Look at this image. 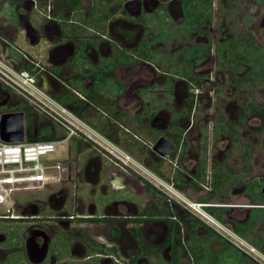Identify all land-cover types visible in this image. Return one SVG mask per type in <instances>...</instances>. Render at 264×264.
I'll return each instance as SVG.
<instances>
[{
	"label": "flooded vegetation",
	"instance_id": "obj_1",
	"mask_svg": "<svg viewBox=\"0 0 264 264\" xmlns=\"http://www.w3.org/2000/svg\"><path fill=\"white\" fill-rule=\"evenodd\" d=\"M21 1L0 45L71 131L50 192L0 214V264H231L234 247L233 264H264V0H28L25 19Z\"/></svg>",
	"mask_w": 264,
	"mask_h": 264
},
{
	"label": "built area",
	"instance_id": "obj_2",
	"mask_svg": "<svg viewBox=\"0 0 264 264\" xmlns=\"http://www.w3.org/2000/svg\"><path fill=\"white\" fill-rule=\"evenodd\" d=\"M0 85L25 100L37 112L49 117L57 127L62 125L70 128L66 110L40 90L35 76L28 70L14 69L0 59ZM57 142L25 140L23 143H6L0 139V203L23 187L29 188L46 181L50 176L48 168L56 167L55 164L48 167L42 157L53 153ZM188 205L194 213L205 217L201 205L195 202ZM207 219L212 220L209 216ZM247 250L253 252L250 246H247Z\"/></svg>",
	"mask_w": 264,
	"mask_h": 264
},
{
	"label": "trees",
	"instance_id": "obj_3",
	"mask_svg": "<svg viewBox=\"0 0 264 264\" xmlns=\"http://www.w3.org/2000/svg\"><path fill=\"white\" fill-rule=\"evenodd\" d=\"M20 0H3L0 2V16L5 17L6 20L9 21L10 24L15 25L18 23L17 19V11L16 8L19 6ZM79 45V56L80 58H83V52H82V47ZM10 56L14 59L16 63H14L15 68L18 70H28L31 73L33 71L31 70L32 67H30V63H27L25 61H22L21 58H23V54H21L19 51H15L13 49H10ZM150 58V57H148ZM22 61V62H21ZM34 74V73H33ZM0 88L7 92L10 96L17 97L13 92L9 91L6 89L4 86L0 85ZM56 99L60 101L63 104L69 105L70 107L78 108L79 104L75 96L71 93H65L64 96L58 95L56 96ZM10 111H22L25 115V134H26V141L27 142H32V141H61L63 138V132L61 129H59L53 122H51L49 119L44 117L43 115H40L35 111V109L29 105L26 101H21L15 105L14 107L7 106L5 110L2 112H10ZM40 122L41 124L44 123L43 125H37L36 123ZM48 122V123H47ZM47 123V124H46ZM40 126V127H39ZM36 127H39L37 130H35ZM215 181V185L218 184L217 180L220 178L221 174L214 172L212 174ZM205 176V168L200 165L197 168V174L196 178L197 180L203 179ZM198 182H194V185H197ZM197 187V186H196ZM193 187L196 191L197 188ZM214 214V213H213ZM215 215V214H214ZM220 218V217H219ZM192 221L194 226L200 224L199 221L196 220L194 216H192ZM195 228H193V238L191 239L190 245L193 247L191 248V251L194 253L195 249L196 251L202 250L200 246V240L198 239V236L195 233ZM208 233L205 235V237H215V238H220L218 234H216L211 228L207 227L206 228ZM251 230V227L245 228L244 230H239L236 231L240 235H244L246 232H249ZM233 246V245H232ZM225 255L227 258H230L231 264L235 263L238 258V254L240 253L237 248H227L225 249ZM229 260V259H227ZM161 264H164L163 262ZM198 264V263H196Z\"/></svg>",
	"mask_w": 264,
	"mask_h": 264
},
{
	"label": "rangeland",
	"instance_id": "obj_4",
	"mask_svg": "<svg viewBox=\"0 0 264 264\" xmlns=\"http://www.w3.org/2000/svg\"><path fill=\"white\" fill-rule=\"evenodd\" d=\"M1 1H3V0H0V2ZM83 2H84L85 5L88 6V0H83ZM21 3H23V4L25 3V5H24L25 7L20 9V13L22 14L23 19H25L26 14H28L29 8L33 9L34 5L36 3L34 4V2H33V4H32L28 0H22ZM41 5H42V0H37L36 6L39 7L42 10L43 6H41ZM34 12H36V11H34ZM232 21L233 20H231V22ZM8 22H9L8 20L6 22H3L2 31H3V33L5 35V37L7 36L11 40H14L13 36L16 34V32H14V30H13L14 26H9V24L5 25ZM234 22H236L235 19H234ZM235 25L232 22L231 25H230V29H232L231 31H234V33L237 34L238 33L237 30H239V29ZM23 33H21V31H20L19 34L16 35L17 36L16 39H18V38L19 39H24V37H23L24 34ZM22 47H24V49H27L26 50L27 52H29L28 50H30V51L32 50L31 47L26 46V43H23ZM37 51H38V49L33 46L34 54H37ZM0 59H1V57H0ZM7 60L5 59L4 61L7 62V63H11L12 62L9 59H7ZM20 100L21 101H25V100L21 99L18 96L17 97H14L12 95L10 96L7 92L3 91L0 88V114L2 113L3 110H5V108H7V106L14 107L15 105H17L20 102ZM36 124L40 125L41 123L37 122ZM43 124L44 123H42L41 125H43ZM39 127H36L35 130H37ZM55 146H56V148H55V151L53 153L42 157L43 163H47L48 167L51 164H57V163L63 162L64 160L67 159L69 143L67 141H58ZM48 171H49V175L50 176H52L54 174L55 175L59 174V170H56L55 168H48ZM41 184L40 185H34L32 187H29V188L23 187L20 190L13 192L11 194V196L9 197V199L7 198L6 202L0 203V214H4L6 208L10 207L11 205H16L18 203L20 204L22 202L25 203L27 200H31V199H27L26 200V198H29V197L34 198L37 195L35 193H41V191H44V190H46V191L48 190L47 192H50V189H52L51 187H53L55 185V184H50V185L48 184V185H43L42 186ZM198 195H199L198 193H193L192 194V198L196 199L198 197ZM225 232L228 233L227 231H225ZM217 242H218V240L216 242H211L209 244L211 252H213L212 250L216 251V250H219V249L223 248V244L222 243L220 244L219 242H218L219 243L218 244Z\"/></svg>",
	"mask_w": 264,
	"mask_h": 264
},
{
	"label": "water",
	"instance_id": "obj_5",
	"mask_svg": "<svg viewBox=\"0 0 264 264\" xmlns=\"http://www.w3.org/2000/svg\"><path fill=\"white\" fill-rule=\"evenodd\" d=\"M0 139L6 143H23L26 140L25 115L22 111H10L0 114ZM168 149L169 146L161 154L164 155L168 152ZM11 166L13 165H8V167Z\"/></svg>",
	"mask_w": 264,
	"mask_h": 264
},
{
	"label": "crops",
	"instance_id": "obj_6",
	"mask_svg": "<svg viewBox=\"0 0 264 264\" xmlns=\"http://www.w3.org/2000/svg\"><path fill=\"white\" fill-rule=\"evenodd\" d=\"M5 47H6V46H4V45H3V46L0 45V57H1L2 60H3V59H4V60H5V59H6V60L9 59V60H10V57L8 56V54L10 55V51H8V49H5ZM7 53H8V54H7ZM4 60H3V61H4ZM7 61H8V60H7ZM4 62H5V61H4ZM5 63H7V62H5ZM7 64L12 66V65H13V62H11V63H7Z\"/></svg>",
	"mask_w": 264,
	"mask_h": 264
},
{
	"label": "clouds",
	"instance_id": "obj_7",
	"mask_svg": "<svg viewBox=\"0 0 264 264\" xmlns=\"http://www.w3.org/2000/svg\"><path fill=\"white\" fill-rule=\"evenodd\" d=\"M10 66H11V65H10ZM11 67H12V66H11ZM13 68H14V67H13ZM14 69H16V68H14ZM17 70H18V69H17ZM22 70H23V69H22ZM2 113H3V112H2ZM6 200H7V199H6ZM6 200H4L3 202H6ZM3 202H2V203H3Z\"/></svg>",
	"mask_w": 264,
	"mask_h": 264
}]
</instances>
